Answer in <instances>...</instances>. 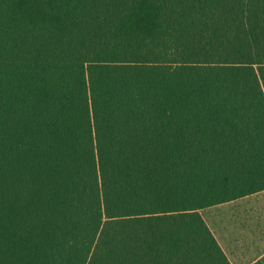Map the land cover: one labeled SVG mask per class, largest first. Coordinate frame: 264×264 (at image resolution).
I'll use <instances>...</instances> for the list:
<instances>
[{
    "label": "trees",
    "instance_id": "trees-1",
    "mask_svg": "<svg viewBox=\"0 0 264 264\" xmlns=\"http://www.w3.org/2000/svg\"><path fill=\"white\" fill-rule=\"evenodd\" d=\"M263 191L264 0H0V264H231Z\"/></svg>",
    "mask_w": 264,
    "mask_h": 264
},
{
    "label": "crops",
    "instance_id": "crops-1",
    "mask_svg": "<svg viewBox=\"0 0 264 264\" xmlns=\"http://www.w3.org/2000/svg\"><path fill=\"white\" fill-rule=\"evenodd\" d=\"M203 216L231 264H264V191L213 206Z\"/></svg>",
    "mask_w": 264,
    "mask_h": 264
},
{
    "label": "rangeland",
    "instance_id": "rangeland-1",
    "mask_svg": "<svg viewBox=\"0 0 264 264\" xmlns=\"http://www.w3.org/2000/svg\"><path fill=\"white\" fill-rule=\"evenodd\" d=\"M205 215H206V216H208V214H207V213H206Z\"/></svg>",
    "mask_w": 264,
    "mask_h": 264
}]
</instances>
